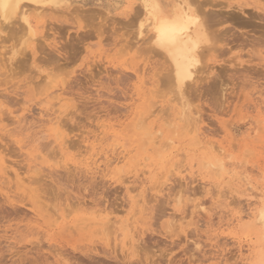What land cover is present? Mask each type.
<instances>
[{"label": "rangeland", "instance_id": "374dc122", "mask_svg": "<svg viewBox=\"0 0 264 264\" xmlns=\"http://www.w3.org/2000/svg\"><path fill=\"white\" fill-rule=\"evenodd\" d=\"M189 1L213 46L185 101L141 0L0 18V264H264V0Z\"/></svg>", "mask_w": 264, "mask_h": 264}, {"label": "bare ground", "instance_id": "6f19581e", "mask_svg": "<svg viewBox=\"0 0 264 264\" xmlns=\"http://www.w3.org/2000/svg\"><path fill=\"white\" fill-rule=\"evenodd\" d=\"M177 2L174 4L173 7L169 8L165 5L164 1L163 0H141L142 2V8L143 10L141 9L140 11H142V17H143V20L141 21L143 24H144V29H148L149 32L152 33L151 35V39L153 43L152 46H154L156 49L159 50V52H162L163 53V56L164 57H167V61L170 62V67L172 69V75H171V81H172V85L175 86V89L177 90V93L180 95V100H184L185 97H184V91L185 89H188L187 88V85L190 84V83H193L196 82L195 78H196V75H197V72L199 70H201V66H202V63H201V57L204 50L207 49L208 47L211 46V43H213V40H212V37H209L210 35L213 36L212 34H210V32H212L213 28L211 27L210 25V22L208 21V19L206 20L204 17L201 16V13H198L196 11V9L194 8H197L199 9V7H192L194 5H191L190 1L189 0H176ZM8 3H11V4H16L18 3L19 4V8H17L15 10V12L10 16V18L8 19L7 22H5V18H4V13H3V10L0 9V18L5 22L4 24H8V25H12V23L14 22L15 18H19L20 22L23 24V26H25L27 29V32L26 34H29L32 37H35L36 35V28L34 27V25L32 24V21L30 19V15L28 14V11H31L30 9V6L32 7H35L37 10H45L44 8L47 7V6H61L63 4H65L67 2V0H7ZM173 2V1H172ZM197 2V1H196ZM133 3V2H132ZM201 3V2H200ZM210 3V2H209ZM149 5L148 7H145V5ZM153 5H158L159 7H152ZM220 5V4H218ZM222 5V4H221ZM201 6V4H200ZM215 6V5H214ZM191 7L192 9L195 10V14L200 18V25L199 26H193L191 28V30L189 32H185L182 36L178 37L175 45L171 46L169 49H164V48H161L159 46H157V44L155 43V36H156V32H155V26H156V18L158 16L161 15V13L165 14V15H169V16H172V17H179V16H183L187 11H188V8ZM202 7V6H201ZM216 7V6H215ZM57 8V7H56ZM60 8V7H59ZM35 9V11H36ZM136 9V7H135ZM201 9V8H200ZM52 11V10H51ZM136 11V10H135ZM201 11H203L201 9ZM37 12V11H36ZM43 12V11H42ZM55 12V11H54ZM30 13V12H29ZM41 13V12H40ZM65 13V12H64ZM208 13V12H206ZM206 13H203V14H206ZM38 14V13H37ZM47 14V13H46ZM202 14V15H203ZM140 16V15H139ZM256 16V15H254ZM227 17V16H225ZM262 17V16H261ZM221 18V17H220ZM224 18V17H223ZM232 18V17H231ZM252 18V17H251ZM133 19V18H132ZM226 19V18H225ZM261 19V18H260ZM263 19V18H262ZM18 20V21H19ZM217 20V19H216ZM234 20V18H233ZM257 20V19H256ZM259 20V19H258ZM2 21V22H3ZM17 21V20H16ZM213 21V19H212ZM235 21V20H234ZM252 21V20H251ZM135 22V21H134ZM133 22V24H135ZM138 22V21H136ZM140 22V23H141ZM219 22V21H218ZM224 22V21H223ZM20 23V24H21ZM213 23H216V21L214 20ZM3 24V23H2ZM130 24V22H129ZM244 24V23H242ZM132 25V23H131ZM218 25V24H216ZM215 25V26H216ZM22 26V27H23ZM134 26V25H133ZM139 26V36H142L143 34H141V29H140V24L138 25ZM214 26V25H213ZM214 26V27H215ZM13 27V26H12ZM211 27V28H209ZM8 28H10L8 26ZM208 28H209V33H208ZM5 29V28H4ZM20 29V28H19ZM22 29V28H21ZM144 29L142 31H144ZM7 30V29H6ZM4 30V31H6ZM15 30V29H14ZM12 32H15L12 30ZM18 32V31H17ZM22 32V31H20ZM38 33V32H37ZM146 34V33H145ZM209 34V35H208ZM22 35V34H21ZM28 35V36H29ZM2 36V35H1ZM27 36V35H26ZM25 36V37H26ZM27 36V37H28ZM215 36V35H214ZM244 36V35H243ZM30 38V37H29ZM150 38V37H149ZM34 39V38H33ZM31 40V39H29ZM35 40V39H34ZM211 41V42H210ZM23 43V42H21ZM25 43V42H24ZM149 43V42H147ZM210 44V46H208ZM194 45H198V46H194ZM208 46V47H206ZM213 46V44H212ZM211 46V47H212ZM154 48V49H155ZM155 49V50H156ZM204 49V50H203ZM24 50V49H23ZM21 52V51H19ZM26 53V52H25ZM15 54V53H14ZM160 54V53H159ZM19 55V54H18ZM12 56V55H11ZM162 56V55H161ZM9 57V56H8ZM16 57V56H15ZM15 57L13 59H15ZM8 59V58H7ZM21 59V58H20ZM9 60V59H8ZM16 60V59H15ZM192 60L194 61V63H191V66H189V61ZM12 61V60H10ZM18 62V61H16ZM15 63H13L14 65ZM17 64V63H16ZM177 64L180 65V68L178 69L177 68ZM13 65H11L13 67ZM10 66V67H11ZM200 68V69H199ZM14 69V68H13ZM12 69V70H13ZM180 72V76H177V72ZM189 77V78H184V77ZM169 77V76H168ZM169 79V78H168ZM192 84V85H193ZM191 86V85H190ZM174 88V87H173ZM1 95V94H0ZM6 98V97H4ZM186 100V99H185ZM184 100V101H185ZM184 103V102H183ZM187 104V103H185ZM183 104V106L185 105ZM187 107L189 108V105L187 104ZM186 107V108H187ZM183 108V107H182ZM184 109H185V106H184ZM190 109V108H189ZM188 113H191L189 110H184L183 112H181V120L187 118V120L189 119L190 116L187 115V112ZM192 111V110H191ZM180 118V117H179ZM192 118V117H191ZM190 118V119H191ZM189 119V120H190ZM142 120V119H141ZM140 120L138 119V122ZM138 122H137V125H138ZM141 122V121H140ZM139 122V125L141 124L140 128H144L143 127V124L142 122L140 123ZM187 123V121L185 122V124ZM189 123V122H188ZM191 123V122H190ZM194 123V122H192ZM188 126V125H187ZM192 126V125H191ZM177 128V127H175ZM181 128V127H180ZM175 130V129H174ZM197 131V130H196ZM146 135H150V133L147 131L145 132ZM197 135V134H196ZM151 136V135H150ZM200 136V135H199ZM205 136V135H204ZM203 136V137H204ZM113 137V136H112ZM196 137V136H195ZM203 137H200V138H203ZM199 138V137H198ZM201 140V139H200ZM204 140V139H203ZM195 141H197L195 139ZM167 142V141H166ZM209 142V141H208ZM156 143V142H155ZM195 143V142H194ZM169 144V143H168ZM117 145V144H116ZM156 145V144H155ZM209 145H210V142H209ZM213 146V142L211 144ZM210 145V147H211ZM216 145V144H215ZM163 147V146H162ZM216 148V147H215ZM214 151L217 152V155L218 157H214L212 158L211 160H208L209 162L206 163L207 166H210L212 167V169L214 168V171H215V174L219 175L218 176H222L223 173L226 172V165L228 164H225L224 161L219 158L220 155H224V148L223 147H219L218 149L216 148V151L214 150V148H210V151ZM117 151V150H116ZM114 152V151H113ZM149 152V151H148ZM216 154V153H215ZM220 154V155H219ZM117 155V154H115ZM120 155V154H119ZM210 156V155H209ZM230 156V155H229ZM124 158V157H123ZM210 158V157H209ZM224 158V157H223ZM116 159H119V158H116ZM122 157H120L119 160H121ZM126 159V158H124ZM123 159V161H124ZM146 158H144L145 160ZM7 161V160H6ZM112 161V160H111ZM117 161V160H116ZM113 162V161H112ZM137 162V161H136ZM146 162V161H145ZM116 163V162H115ZM121 163V162H120ZM95 164V163H94ZM117 164V163H116ZM201 164V163H200ZM203 164V163H202ZM201 164V165H202ZM118 165V164H117ZM91 166V165H90ZM96 166V165H95ZM109 166V165H108ZM111 166V164H110ZM144 167V166H143ZM203 167H205V165H203ZM232 167V166H231ZM207 168V167H205ZM36 169V168H35ZM38 169V168H37ZM96 169V168H95ZM188 169V168H187ZM208 169V168H207ZM210 169V168H209ZM216 169V170H215ZM186 170V169H185ZM229 170V169H228ZM6 171H8L6 169ZM38 171V170H37ZM217 171V172H216ZM219 172V173H218ZM143 173V172H142ZM218 173V174H217ZM227 174V173H226ZM225 174V175H226ZM194 175V174H193ZM232 175V174H231ZM234 176V175H233ZM234 179L236 178V180L239 181V185H237V188L238 186L241 185V187H246L244 190L246 191L245 194H248L247 192L249 191L250 192V189H251V186H250V183H248L245 179H242L241 177L238 178V177H233ZM205 179V178H204ZM127 180V178H126ZM236 180H233L234 185H232V187H235V182H237ZM232 181V182H233ZM226 183V182H225ZM231 183V182H230ZM228 184V183H227ZM237 184V183H236ZM128 189V188H127ZM240 189V188H239ZM243 190V188H241ZM236 190V189H235ZM241 190V191H242ZM237 191V190H236ZM238 192V191H237ZM236 192V193H237ZM254 193V192H253ZM249 195V194H248ZM246 196V195H245ZM247 197V196H246ZM252 198V197H250ZM256 203V202H255ZM205 209V208H204ZM253 210V209H252ZM254 212V211H253ZM239 215L240 212H238ZM109 214V213H108ZM238 215V216H239ZM245 215V214H244ZM250 216V215H248ZM242 217V216H241ZM244 217V216H243ZM242 217V218H243ZM257 217L259 218V220L264 224V203L263 205L261 206L260 210L258 211V215ZM236 218V217H235ZM109 219V218H108ZM238 219V218H237ZM106 220H107V217H106ZM242 220V219H241ZM109 222H111L112 224V221L109 219ZM117 222V221H116ZM119 222V221H118ZM238 222L240 223V220H238ZM106 225V224H104ZM225 225V224H224ZM229 225V224H228ZM252 225V224H251ZM113 226V225H112ZM112 226H109L107 227V229L109 228H112ZM229 227V226H228ZM234 227V226H233ZM104 231V230H103ZM107 231V230H105ZM108 233V232H107ZM107 235V234H106ZM107 237V236H106ZM242 239V238H241ZM239 242V241H238ZM264 242V241H263ZM243 244V243H242ZM247 245V244H246ZM251 245V244H250ZM94 248V247H93ZM244 248V247H243ZM247 248V247H245ZM250 251V250H249ZM263 256V255H262ZM262 262V261H261ZM260 263V261L258 262V264Z\"/></svg>", "mask_w": 264, "mask_h": 264}, {"label": "snow or ice", "instance_id": "6c2138e0", "mask_svg": "<svg viewBox=\"0 0 264 264\" xmlns=\"http://www.w3.org/2000/svg\"><path fill=\"white\" fill-rule=\"evenodd\" d=\"M149 5H145L148 7ZM152 7H159L158 5H153ZM19 8V4L8 3L7 0H0V9L3 10L5 22L8 21L10 16ZM201 23L200 18L195 14V10L191 7L188 8V11L179 17H172L161 13L160 16L156 18L155 26V43L157 46L169 49L171 46L175 45L178 37L182 36L185 32H189L193 26H199ZM141 34H143L144 24L140 23ZM198 46V45H194ZM194 61H189V66ZM177 68H180V65L177 64ZM177 76H180V72H177ZM189 78V77H184Z\"/></svg>", "mask_w": 264, "mask_h": 264}]
</instances>
